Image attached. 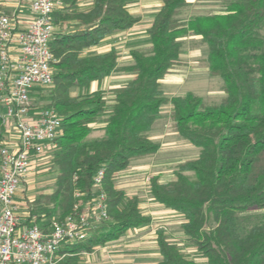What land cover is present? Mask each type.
I'll list each match as a JSON object with an SVG mask.
<instances>
[{
  "label": "trees",
  "instance_id": "1",
  "mask_svg": "<svg viewBox=\"0 0 264 264\" xmlns=\"http://www.w3.org/2000/svg\"><path fill=\"white\" fill-rule=\"evenodd\" d=\"M79 0H62L63 10L53 14L55 24L76 21L72 32L58 31L50 44L54 83L47 108L62 118L61 135L53 152L57 168L50 194L39 195L27 209L23 223L32 226L64 220L77 202L79 190L88 198L95 178L103 170L109 221L93 229L83 242L62 244L57 264H80V254L118 241L128 231L151 223L143 215L138 196L117 189L120 173L132 161L153 157L160 149L150 131L171 109L172 131L198 148L197 159L178 165L176 179L150 183L156 203L184 217L182 230L205 259L204 264H264V216L247 214L264 210V0H232L221 12L182 14L189 0H162V7L147 30L150 50H134V64L122 71L135 74L125 86L72 95L73 88H89L118 72L119 53L85 54L87 49L139 22L128 5L133 0H94L81 11ZM12 17L11 13H6ZM200 36L208 47L209 74L223 82L224 99L205 105L192 93L169 97L161 81L178 63L182 39ZM104 122L102 137L90 140L93 125ZM4 126L0 109V141ZM158 233V264H199Z\"/></svg>",
  "mask_w": 264,
  "mask_h": 264
},
{
  "label": "built area",
  "instance_id": "2",
  "mask_svg": "<svg viewBox=\"0 0 264 264\" xmlns=\"http://www.w3.org/2000/svg\"><path fill=\"white\" fill-rule=\"evenodd\" d=\"M63 9L62 0H32L26 23L0 14V264H57L66 256L59 253L62 244L83 242L110 220L103 170L91 196L75 192L77 202L64 220L28 226L23 218L29 211L23 217L19 213L17 196L24 181L35 171L38 158L56 150L62 132L59 114L33 99L53 86V14Z\"/></svg>",
  "mask_w": 264,
  "mask_h": 264
},
{
  "label": "rangeland",
  "instance_id": "3",
  "mask_svg": "<svg viewBox=\"0 0 264 264\" xmlns=\"http://www.w3.org/2000/svg\"><path fill=\"white\" fill-rule=\"evenodd\" d=\"M10 1L17 3L19 0ZM24 1L28 4L29 0ZM231 1L189 0L190 6L184 11L182 18L188 20L196 15L221 13ZM129 4H133L131 8L140 18V22L129 34L119 37L122 53H128L130 49L150 50L152 45L147 30L152 24L155 13L160 9V0H133ZM20 5H23V0ZM22 9L23 7L20 8V10ZM2 12L4 10L0 8V13ZM261 34L264 37V26ZM183 50L184 53L178 61L180 63L178 71L167 77L165 81V95L173 97L192 93L201 97L205 105L220 104L225 97L222 88L223 82L209 74L208 64L205 61L208 56L206 45L198 38L188 37L184 41ZM52 87L40 90L33 101L40 106L47 107ZM75 89L72 90L74 96L90 92V87L80 88L83 89L82 91L78 88ZM107 92H110V89H107ZM170 116L171 109L167 106L149 133L154 140L161 143L162 147L159 151L151 158L132 161L130 168L120 173L115 183L117 189L124 191L128 197L138 196L140 198L141 211L151 216L152 222L140 229L129 231L119 241L108 245L106 250L99 251V247H97L98 249L95 248L97 249L96 253L91 256L81 253L80 264H158L161 256L157 236L162 231H165L169 235L170 242L177 244L190 259L199 264L206 262L195 247L189 246V242L184 236L182 230V225L185 222L184 217L157 204L150 192V180L153 177L159 176L161 183L174 181L178 165L197 159L200 153L198 148L172 132ZM104 126V122L93 125L90 140L102 137ZM34 167L35 171L24 181L17 196L21 217L26 215L27 209L32 206L39 195L52 192L57 173V168L53 164V152L38 158ZM247 215L261 217L264 216V210Z\"/></svg>",
  "mask_w": 264,
  "mask_h": 264
},
{
  "label": "crops",
  "instance_id": "4",
  "mask_svg": "<svg viewBox=\"0 0 264 264\" xmlns=\"http://www.w3.org/2000/svg\"><path fill=\"white\" fill-rule=\"evenodd\" d=\"M31 1L32 0H29L28 1V4H26V2L23 0V5L21 6L20 4H21V0H19V1H17V3H13L12 1H10V0H0V8H2L3 10H4V12H2V13H11L12 14V16H14L15 17V19L18 21V22H20V23H26L27 21H29L30 19H31V11H30V4H31ZM93 1L94 0H79L78 1V6H79V8H80V10L81 11H88L90 8H91V6L93 5ZM25 2V3H24ZM132 5L133 4H129L128 5V9H129V11H130V13L133 15V16H135V17H138L135 13H134V11L132 10ZM162 5H163V3H162V0H160V4H159V7H160V9H161V7H162ZM21 7H23V9L22 10H20V8ZM159 9V10H160ZM158 10V11H159ZM2 13H0V14H2ZM158 13V12H157ZM157 13H155V15L157 14ZM155 15H154V17H155ZM139 18V17H138ZM140 19V18H139ZM153 21H154V18H153ZM153 21H152V24H153ZM139 22H140V20H139ZM138 22V23H139ZM137 23V24H138ZM137 24H135L131 29H129L128 31H126V32H123V33H117V34H115V35H113V36H111V37H108V38H106V39H104L101 43H100V45H98V46H95V47H92V48H90V49H87L84 53L87 55V54H96V55H100V54H106V53H108V52H110L112 49H115V50H117L118 51V53H119V59H118V68L120 69L118 72H116V73H114L112 76H110L109 78H107L105 81H103L102 83H99V82H93L91 85H90V92L92 93V92H95V91H98V90H100V89H103V90H105V91H107V89L109 90H114V89H118V88H121V87H123V86H125L127 83H129L130 81H132V80H134V78H135V74L134 73H132V72H130V71H122L121 69H123V68H128V67H130V66H132L133 64H134V59H133V57H132V55H131V53H132V51H134V50H138V49H130L129 50V52L128 53H122V50H121V48H120V38L119 37H121L122 35H125V34H129L132 30H133V28L137 25ZM151 24V25H152ZM78 25H80L78 22H76V21H71V22H65L64 24H62L61 26L60 25H57L56 24V30H55V32H58V31H64V32H72V31H74L75 29H77V26ZM151 27V26H150ZM149 29V28H148ZM149 36V35H148ZM188 37H194V38H198L199 40H201L202 41V37H200V36H194V35H191V36H188ZM188 37H186V38H184V39H182L183 40V42L188 38ZM151 41V40H150ZM203 42V41H202ZM152 45V44H151ZM206 47H207V45H206ZM207 49H208V47H207ZM184 51V50H183ZM209 52V51H208ZM184 53V52H183ZM182 53V54H183ZM182 56V55H181ZM181 58V57H180ZM179 64L180 63H177L176 65H175V67L169 72V74L168 75H166V77L161 81V83H162V86H163V90H164V86H165V81L167 80V77H170L173 73H176L177 71H178V66H179ZM207 69H209V68H207ZM178 77V76H177ZM110 84L112 85L113 84V86H110ZM73 89H75V88H73ZM72 89V90H73ZM87 89V88H86ZM75 90H77V89H75ZM81 91L83 90V89H80ZM79 90V91H80ZM78 91V90H77ZM165 92V91H164ZM76 95H78V94H76ZM186 95V94H185ZM177 96H182V95H177ZM173 97H175V96H173ZM157 123V122H156ZM155 123V124H156ZM155 126V125H154ZM153 126V127H154ZM93 127V126H92ZM153 129V128H152ZM151 132V131H150ZM173 132V131H172ZM174 134H177L178 135V133H176V132H173ZM179 136V135H178ZM151 137V136H150ZM151 139L152 140H154L152 137H151ZM154 141H156V140H154ZM160 143V142H159ZM160 145H161V143H160ZM161 147H162V145H161ZM151 181V180H150ZM161 182V181H160ZM157 204H159V203H157ZM159 205H161V204H159ZM163 206V205H162ZM140 209H141V204H140ZM170 210V209H169ZM171 212H175V211H173V210H170ZM143 213V212H142ZM177 213V212H176ZM143 215H145V216H149V215H146V214H144L143 213ZM149 217H151V216H149ZM151 219H152V217H151ZM152 222V221H151ZM149 225V224H148ZM142 228V227H141ZM138 229H140V228H138ZM135 230H137V229H135ZM129 232V231H128ZM127 232V233H128ZM126 233V234H127ZM125 234V235H126ZM124 235V236H125ZM123 237V236H122ZM121 237V238H122ZM120 238V239H121ZM157 238H158V236H157ZM119 239V240H120ZM118 240V241H119ZM115 242H117V241H115ZM115 242H111V243H108V244H106V245H104V246H100L99 247V251H103V250H106V248L108 247V245H111V244H114ZM157 244H158V242H157ZM102 247H105V248H102ZM158 248H159V246H158ZM97 249H94L93 250V252H90V253H86V252H83V254L86 256H91V255H94L95 253H96V251H97ZM159 253H160V249H159ZM160 256H161V254H160ZM161 259H162V257H161ZM161 261V260H160Z\"/></svg>",
  "mask_w": 264,
  "mask_h": 264
}]
</instances>
